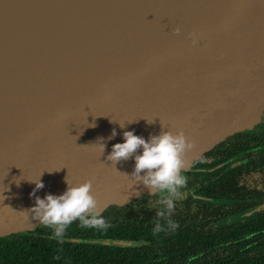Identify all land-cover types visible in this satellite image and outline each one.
Here are the masks:
<instances>
[{"label": "water", "instance_id": "obj_1", "mask_svg": "<svg viewBox=\"0 0 264 264\" xmlns=\"http://www.w3.org/2000/svg\"><path fill=\"white\" fill-rule=\"evenodd\" d=\"M263 122L264 0H0V239L43 226L23 212L40 172L41 197L91 181L99 215L151 205L131 158L105 160L124 130L182 131L185 177Z\"/></svg>", "mask_w": 264, "mask_h": 264}, {"label": "trees", "instance_id": "obj_2", "mask_svg": "<svg viewBox=\"0 0 264 264\" xmlns=\"http://www.w3.org/2000/svg\"><path fill=\"white\" fill-rule=\"evenodd\" d=\"M255 135L248 132L246 137L243 135L236 151H230V147L235 146L230 144V147L217 148L215 154L230 152L231 156L238 150L248 149L247 138L264 137V133ZM263 151L259 153L264 154ZM214 160L211 164L198 165V162L197 165L213 167L220 161ZM218 172L221 168L211 173H190L194 179L185 182L182 188L187 190L194 185L193 194L217 198L216 194L196 189L201 190L207 185L202 179ZM208 186L216 187L217 183L208 182ZM159 199L149 206H111L100 214L105 221L103 227L84 226L75 219L60 237L54 235L52 227L43 225L0 239L1 264H264V236L249 248L246 247L249 241L234 240V237L264 229V212L244 222L236 221L214 229L208 227L211 220L206 219V213L202 211L212 202L187 194L185 198L175 199L173 208L167 210L158 203ZM67 238L130 239L143 244L118 247L69 242ZM218 248L221 251L212 250Z\"/></svg>", "mask_w": 264, "mask_h": 264}, {"label": "clouds", "instance_id": "obj_3", "mask_svg": "<svg viewBox=\"0 0 264 264\" xmlns=\"http://www.w3.org/2000/svg\"><path fill=\"white\" fill-rule=\"evenodd\" d=\"M173 31L179 33L180 29L176 28ZM118 125L121 129L125 128L124 122L118 121ZM115 136L116 129L113 128L107 139ZM121 137V142L111 145L105 160L111 161L114 167L119 161L131 158L134 161L132 172L123 173L124 177L131 178L130 187L139 183L148 188L151 195L154 192L159 193L158 203L167 210H171L174 200L181 196L180 189L186 182V178L181 174L183 166L181 156L191 147V143L187 141L182 131L178 130L173 133L162 125L158 134H149L147 138L134 134V130L131 129L122 131ZM103 139L98 137L97 141L91 144L95 146L100 155L105 149ZM41 174L42 172L28 179L34 183L29 193L34 197V204L23 212L31 213L32 218L40 224L52 227L56 237H60L67 225L75 219H78L84 226L103 227L105 225L103 217L96 209V200L91 192V181L85 180L83 183L73 185L66 175L64 178L66 188L62 193H45L41 197L35 195L37 190L44 186L40 179ZM171 226L175 227V224Z\"/></svg>", "mask_w": 264, "mask_h": 264}, {"label": "flooded vegetation", "instance_id": "obj_4", "mask_svg": "<svg viewBox=\"0 0 264 264\" xmlns=\"http://www.w3.org/2000/svg\"><path fill=\"white\" fill-rule=\"evenodd\" d=\"M248 133L251 135L256 134L255 136L264 133V122ZM246 135L247 133L243 137H246ZM242 138H240L235 143L228 142L221 145L220 147H230V144H235V146L230 147V151H236L238 149L237 144L241 143ZM247 141L250 143L249 148L242 151L238 150L235 155L229 156L230 152L216 155V150L211 152V154H209L207 157L200 160L198 165L200 163L211 164L215 161L214 159L218 158L220 161L217 165L209 168H203L197 165L190 172L211 173L221 168V172L209 176L207 179H202L203 182H206L205 184H207L205 187H203L201 190L196 189L198 191L203 190L206 193L216 194L218 196L217 198L193 194V190L195 189L194 185H192L187 190H185V188L180 189V197L183 198H185L188 194L198 199L206 200L207 198L223 201L216 203L206 200L213 203L211 206L207 205L205 211L204 209L202 210L206 213V215L204 213L206 219L211 220L208 225L209 228L217 229L225 225L233 224L236 221L244 222L247 218L264 212V154L259 153V151L264 149V137L247 138ZM190 173L185 176L186 182L194 179V176H192ZM214 181L217 183L216 187L208 186V182L212 183ZM159 197L160 194L158 193L156 200L152 204H154ZM250 212L252 213L251 215L241 219L238 218L240 214ZM262 236H264V229L234 237V240L249 241V244L246 246L249 248L255 246L256 241ZM212 250L221 251L220 248ZM215 253L216 251H214V254Z\"/></svg>", "mask_w": 264, "mask_h": 264}, {"label": "bare ground", "instance_id": "obj_5", "mask_svg": "<svg viewBox=\"0 0 264 264\" xmlns=\"http://www.w3.org/2000/svg\"><path fill=\"white\" fill-rule=\"evenodd\" d=\"M101 1H103V0H101ZM1 8H3V6H1ZM4 11H6V10H8L7 8L6 9H3ZM47 26H49V25H47Z\"/></svg>", "mask_w": 264, "mask_h": 264}]
</instances>
